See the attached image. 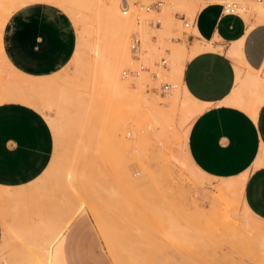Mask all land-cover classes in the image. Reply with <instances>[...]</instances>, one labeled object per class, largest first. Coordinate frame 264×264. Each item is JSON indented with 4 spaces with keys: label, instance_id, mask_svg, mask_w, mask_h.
I'll use <instances>...</instances> for the list:
<instances>
[{
    "label": "bare ground",
    "instance_id": "6f19581e",
    "mask_svg": "<svg viewBox=\"0 0 264 264\" xmlns=\"http://www.w3.org/2000/svg\"><path fill=\"white\" fill-rule=\"evenodd\" d=\"M231 1L235 2L237 5L236 12L238 15L245 21L250 22V26L264 22V0ZM33 2L57 6L66 13L74 25L73 27H75L76 43L74 49L77 50L78 55L67 64V66L70 65L72 67V72L68 73V78L66 76V78L63 76L57 78L56 76L59 75L58 73L51 76L49 75V77H47V75L46 78L41 79L29 78L32 76L26 77L15 72L16 70L9 65L4 57L1 48V30L7 17L15 9ZM148 2H150V0H0V102L7 100L19 101L38 109L48 121L53 134L60 143L64 141L62 138H64L65 135L69 136L70 128L74 126L72 120L77 119L76 117L80 115H85L86 118L91 121L94 119V121H92L94 124L98 122L95 121V119H97L96 117H101L103 120L113 115L112 117H119L121 121L123 117L130 116L135 123L140 122L141 120L139 119L142 118L147 120L146 126L152 129L156 138L154 135L153 137L157 142L162 144L165 143L169 145L179 141L181 137H185L187 135L185 132L181 135L177 134V127L183 124L188 125L193 121L201 111V106L182 86L181 76L184 62L188 57L204 50L224 51V47L222 46L213 45V43L206 41L198 42L196 38H192V42H189L190 34H194V36L198 35L196 28L192 27L190 24L193 23L196 14L204 6L208 3H220V0H162L160 1V8L158 11L152 8L147 10V6L149 5L143 7L144 3ZM176 12L183 13V15L190 20L189 27H183L184 25L182 26L181 24L182 20H175L174 14ZM151 19H154L155 22H159V24H155L154 28L148 26V20ZM255 26L256 25L253 27ZM246 30L250 31L251 29L248 27ZM134 39H139L140 44L138 45V51L132 53L130 51V44ZM239 41L231 43L227 50L228 55L232 57L237 56L235 54L239 47ZM241 48L242 47H240V50ZM162 57L166 59V67L160 65V59ZM240 57H242V55H240ZM248 65L249 64H246L249 68ZM141 68L144 69L140 70ZM235 68L238 80L243 79L241 81L246 83H243L246 89H249L251 94L257 96L256 100H258V102L259 100H264V72L262 73L263 77H260L258 75L259 72L258 74L255 73L254 75L246 76L247 73L245 71L244 77L247 78V80H245L243 76L240 78L242 65L238 60H235ZM62 71L60 70V73ZM250 71L251 70L247 72L250 74ZM122 72H124V75H122ZM65 73L67 72L65 71ZM61 75L63 74L61 73L60 76ZM163 82L170 83L171 89L165 93H160L156 90L160 91V86ZM239 86H241V84ZM150 88L153 89V92L151 91L149 93L152 97V105L149 109L143 110L141 104L142 95L145 89ZM86 92L92 97L89 102L82 96V94ZM236 103L247 109L250 108L249 105L245 104L244 100L240 98L236 100ZM53 109L56 110V112H54L55 115L51 114ZM103 121L105 122V120ZM103 124L102 122V125ZM100 126L97 128L99 129ZM104 126L106 127L107 123H105ZM116 126L118 128H115L120 130L122 129L123 123L121 122ZM105 127L102 128L105 130ZM109 131H111V129ZM112 133H114V131ZM141 136L138 138L140 139ZM107 138L106 136L105 141ZM141 139L143 140V137ZM142 140L140 141L142 142ZM140 141L136 143H141ZM145 141L147 140L144 139L143 142ZM78 142L79 146L76 150V157L82 158L83 154L85 155V152L87 153V151L91 149V147L88 149L87 145H92L80 139ZM148 142L150 141L148 140ZM181 144L182 143L177 145L180 146ZM101 151L102 150H100V152ZM89 152H91V150H89ZM169 153L172 161L179 166V168L181 167L183 170H189V172L195 174L197 178L200 176L202 172L194 166L188 152L178 153L170 151ZM53 163L54 160L50 163V166L28 186L17 189L0 186V216L1 210H3L2 203L13 202L17 205L18 202L21 203L28 198H32L33 195L36 196L33 187L41 181L48 179L49 176H47V173L50 171ZM71 167L74 166L71 165ZM57 168L58 174H54L57 176L55 177L56 181L58 180L57 182L59 185L64 184L66 190L70 188L71 190H69L72 191L73 185L76 184L75 182L78 178H81L82 174L77 176L74 168L70 169V167H67L66 164L61 161H58ZM64 186H56V189L60 190L64 188ZM77 187H79V185ZM242 187V178L236 180H223L219 191L222 197L235 198L242 209L241 213L237 212L233 216L234 226L237 228L240 235L238 241L264 253V220L257 218L247 209L242 200ZM80 191L82 192L81 188ZM42 192V190L41 192L39 191V193ZM105 192L109 196V199L117 197H119V199L122 197L124 198V196L120 198L119 195H123L121 194L123 190L118 187L107 188ZM105 192H103V195ZM39 193H37V195H39ZM62 196L64 195L62 194ZM86 205L88 209H90L94 223L103 235L104 242L109 251L113 248L117 250L119 246H117L116 243L114 246V241H110L107 236L104 235L103 220L98 208L91 204ZM15 206L14 208L18 209V207ZM25 206H27L28 209V205L25 204L21 206V208L26 209ZM82 207V203H80L79 206H77V210L80 211ZM14 211L16 214V210ZM218 219H220V217ZM48 220H38L39 222L37 221L38 223L35 222V224L25 223L16 226H9L4 222V231L6 234L8 236L13 234L11 237L14 236L15 240H18V243L24 244L23 247L25 249H23L21 253L18 251L17 264H63L60 243L67 229V225L69 224L68 220H61L60 217L57 219L53 218L51 223H49ZM220 220L222 221V219ZM223 221L226 220L223 219ZM223 224L226 225V223H222V225ZM170 229L166 228V236L164 235V237L169 238V232L175 235V232H173L174 230L172 231ZM44 230L47 232V234L45 233L46 235L43 232L41 233V231ZM168 230L170 231L168 232ZM170 235L173 237V234ZM171 239H167L168 242L175 241L174 239V241H171ZM177 239L179 238L177 237ZM7 240H9V238ZM9 242L14 243L13 240H9ZM23 247L20 246L21 249ZM121 250L122 252L127 251ZM117 254L122 259V262L119 264L134 263L133 257L130 256L132 253L128 255L127 251L126 257L123 255L126 261L122 255L118 253V250ZM112 255L114 254L112 253ZM0 263L9 264V255H0Z\"/></svg>",
    "mask_w": 264,
    "mask_h": 264
},
{
    "label": "crops",
    "instance_id": "0c3cea01",
    "mask_svg": "<svg viewBox=\"0 0 264 264\" xmlns=\"http://www.w3.org/2000/svg\"><path fill=\"white\" fill-rule=\"evenodd\" d=\"M218 4L208 3L196 14L192 27L198 35L189 36V42L196 38L198 42L222 46L224 51L204 50L184 62L182 86L201 106L188 132L187 151L194 166L213 179L242 178L243 203L254 216L264 220V100L259 103L257 96L246 89L243 79L238 80L235 68L238 60L242 65L240 78L247 80L245 71L246 76L259 72L263 77L264 22L250 26L238 14L223 13ZM73 26L58 7L27 3L15 9L2 27L4 57L18 74L35 79L49 77L64 68L73 54L76 43ZM248 27L250 31L246 30ZM236 41H239L237 56L232 57L227 50ZM238 98L250 108L237 104ZM53 151L52 129L38 109L19 101L0 102L1 187L17 189L33 183L49 166ZM35 198H49V195ZM20 211L16 214L12 211L13 219L7 218L10 224L2 223L0 218V255H10L15 246L20 253L25 249L24 244L11 237L13 234H6L4 222L16 226L48 219L51 223L53 219L47 214H38L39 218L33 219V211L24 216ZM42 232L47 234L46 230ZM8 238L14 243L9 244ZM97 244L92 231L71 225L60 243L63 264H93L83 257L82 251H94Z\"/></svg>",
    "mask_w": 264,
    "mask_h": 264
},
{
    "label": "rangeland",
    "instance_id": "374dc122",
    "mask_svg": "<svg viewBox=\"0 0 264 264\" xmlns=\"http://www.w3.org/2000/svg\"><path fill=\"white\" fill-rule=\"evenodd\" d=\"M158 1L162 0H150L144 3L143 7L149 5L153 10L158 11L160 6L159 8L154 7ZM174 18L182 20V26L186 21L190 23V20L180 12H176ZM153 20H148L149 27L154 28L155 20ZM77 55L78 52L74 49L69 61ZM71 70L72 67L68 65L65 69H61L63 75L60 76L59 71L56 77L66 76L68 78ZM151 91L153 92L152 88L144 90L141 102L143 110L149 109L152 105V97L149 94ZM82 96L88 102L92 99L87 92ZM52 112L51 114L55 115L56 110L53 109ZM112 116L108 117V120L103 119L105 122L101 117H96L97 124L92 123L94 119L91 118V121L85 115L76 117L77 119L72 120L74 126L70 128L69 136L65 135L66 138L65 136L62 138L64 139L62 143L58 142L53 134L54 151L50 163L53 160L54 163L47 173L49 177L33 187L36 196L49 195V198L38 199L34 196L30 201L18 202L17 205L13 202L2 203L3 210L0 216L2 223L5 221L10 224L7 218L15 215L12 211L21 210L20 215L22 216L28 215L26 213L28 211H33L34 213L31 214L33 219H36L35 216L38 214H47L54 219L60 217L61 220H68L67 230L71 225L78 224L83 227L84 231H92L98 242V248L94 251H82L83 257L90 259L89 263L93 262V264H119L122 259L117 254V250L122 257L123 255L126 257L127 251L128 255L132 253L130 256L133 257V264H264V253L238 241L240 235L234 226L233 216L237 212L241 213L242 209L235 198L222 197L219 190L222 181L226 179H213L201 170L202 175L200 174L197 178L195 174L179 168L172 161L170 151L188 152L187 137L192 121L188 125L183 124L177 127V134L181 135L185 132L187 133L185 137L167 145L157 142L152 129L146 126L147 120L140 118L141 121L135 123L130 116L123 117L121 121L119 117ZM102 122L107 123V126L102 125ZM121 122L123 123L122 129L117 130L116 125ZM98 126H100L99 129ZM109 128L114 133L109 131ZM106 136L108 141H105ZM139 136L143 137V140L139 139ZM79 139L92 145H87L88 149L91 147L89 149L91 152L87 149V153L85 152L82 158L76 157ZM144 139L147 141L143 142ZM139 141L141 143H136ZM180 143H182L181 147L177 145ZM58 161L64 162L70 169L74 168L77 176L82 174L73 185L72 191L70 188L67 191L64 184L59 185L58 180L56 181ZM62 185L64 188L56 189V186L61 187ZM78 185L82 192L77 187ZM110 187L123 190L121 193L123 195L119 196L120 198L124 196V198L117 197L110 198V200L105 192ZM41 190L43 192L39 193ZM103 192H105L104 195ZM80 203L83 207L78 211L77 206ZM85 203L98 208L103 220L104 235L110 241H114V246L115 243L119 246L117 250L113 248L109 251ZM24 204L28 205L29 210L27 206L25 210L21 208ZM219 217L222 221L223 219L226 221L222 222L218 219ZM166 228L174 230L175 235L168 230L173 237L169 233V238L164 237ZM5 235L4 232V237ZM167 239L175 241L168 242ZM6 243L9 242L6 241ZM120 248L127 251L122 252ZM16 249L15 246L9 255V264H17L19 254ZM124 259L126 261V258Z\"/></svg>",
    "mask_w": 264,
    "mask_h": 264
},
{
    "label": "built area",
    "instance_id": "2783aa9c",
    "mask_svg": "<svg viewBox=\"0 0 264 264\" xmlns=\"http://www.w3.org/2000/svg\"><path fill=\"white\" fill-rule=\"evenodd\" d=\"M221 6L222 12L225 14H238L236 12L237 9V5L235 2L231 1V0H220V3L218 4ZM160 6V1L156 2V4H154L155 8H159ZM149 8H152V6H147V10ZM155 24H159L158 21L155 22ZM193 23H191L190 25L192 26ZM184 27H189V22H184ZM140 44V40L139 39H134L131 44H130V51L132 53H135L136 51H138V45ZM166 59L165 58H161L160 59V65L162 67H166ZM144 68H141L140 70H143ZM136 73V72H134ZM122 75H124V72H122ZM169 89H171V84L168 82H163L160 86V92L165 93L167 92Z\"/></svg>",
    "mask_w": 264,
    "mask_h": 264
}]
</instances>
